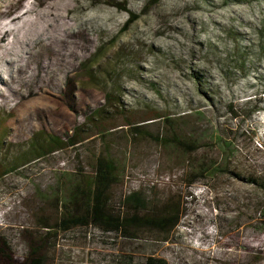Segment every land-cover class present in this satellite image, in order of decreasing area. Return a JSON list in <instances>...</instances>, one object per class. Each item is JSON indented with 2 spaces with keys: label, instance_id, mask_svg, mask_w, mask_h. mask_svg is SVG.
<instances>
[{
  "label": "rangeland",
  "instance_id": "374dc122",
  "mask_svg": "<svg viewBox=\"0 0 264 264\" xmlns=\"http://www.w3.org/2000/svg\"><path fill=\"white\" fill-rule=\"evenodd\" d=\"M99 155L115 164L110 208L178 192L176 228L45 235ZM261 210L264 0H0V264L37 245L40 264H264Z\"/></svg>",
  "mask_w": 264,
  "mask_h": 264
},
{
  "label": "trees",
  "instance_id": "16d2710c",
  "mask_svg": "<svg viewBox=\"0 0 264 264\" xmlns=\"http://www.w3.org/2000/svg\"><path fill=\"white\" fill-rule=\"evenodd\" d=\"M136 16H130L128 21H132ZM258 109V108H256ZM156 115L155 117H160ZM169 120V117H165ZM140 127L135 126L134 129L138 130ZM66 143L73 144L75 141L72 135L66 134ZM63 139L52 138V141L47 145L48 151L62 147ZM173 143L178 146L188 145L187 141L176 137ZM50 145V146H49ZM45 146V145H44ZM42 145L33 146L29 150L31 156L37 157L45 154L48 151ZM27 156V155H24ZM23 157V156H22ZM209 166H203L198 168V174H206L209 171ZM10 169H6L3 173ZM115 173L114 161L104 155H99L96 158L94 172L92 173L91 180L87 183L85 191H82L83 199L78 198L77 191H70L69 202L73 201L78 204L74 213L69 211L66 202L63 203L61 209V217L59 223H44V234H49L53 231L50 229L53 226H60L62 229H67L73 225H87L89 223L96 224L105 230H114L119 232L124 237L136 238L139 236V231L142 229L154 230L160 234H167L179 224L182 216L184 215V206L182 203L181 195L178 192H169V194L162 199H147L146 196L141 194L137 190H131L124 195L123 201L125 205L124 210H113L110 208L109 198L106 197L108 189L113 182ZM202 174V175H203ZM204 176V175H203ZM196 178L190 179L187 185H191ZM251 182H255L254 178H251ZM77 205V206H78ZM260 221L264 224V211H260ZM6 245V242L0 236V247ZM126 256V255H125ZM4 264L8 263V255L3 256ZM42 253L40 251V245L32 247L29 251V264H40ZM162 259L149 256L146 258L145 264H162ZM127 262V259L124 260Z\"/></svg>",
  "mask_w": 264,
  "mask_h": 264
}]
</instances>
